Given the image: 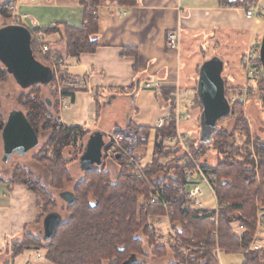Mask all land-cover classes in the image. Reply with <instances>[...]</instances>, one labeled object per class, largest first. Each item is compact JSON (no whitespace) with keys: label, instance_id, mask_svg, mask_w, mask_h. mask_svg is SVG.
<instances>
[{"label":"trees","instance_id":"obj_1","mask_svg":"<svg viewBox=\"0 0 264 264\" xmlns=\"http://www.w3.org/2000/svg\"><path fill=\"white\" fill-rule=\"evenodd\" d=\"M104 1L128 7L137 4V0H90V6H87L85 0H81L80 3L85 7V22L81 29L58 24L47 30L35 31V36L62 30L64 34L60 41L65 43L67 56L78 57L81 54L94 53L97 43L92 38L97 35L99 27L93 9ZM258 1L246 0L238 6L244 4L248 7ZM8 7L5 4L0 8V15L4 19L13 17ZM32 49L35 56L41 51L35 37ZM45 55L47 60L51 57L54 60H63L59 57V52L48 51ZM58 66L60 68L59 64ZM59 68L57 67L58 74L52 83L55 96L57 100L63 97L73 101L78 88H72L74 82L61 75ZM261 70L264 77L262 64ZM5 76L6 72L0 68V81ZM227 98L229 99L228 96ZM48 100L43 99L39 91H32L30 96L22 97V105L28 122L38 135L41 131L52 132L46 148L59 144L55 156L50 158L43 152L45 155L35 157L38 167L44 172L42 177L18 168L9 185L24 186L35 193L37 209L41 210L42 217L56 210L58 202L55 193L60 195L65 188L72 187L75 199L65 208L67 220L62 222L50 241L44 242L43 238L40 241L27 231L21 240L13 244V258L33 249L43 250L46 261L51 264H144L141 259L148 256L147 248L152 249L155 258L161 259L167 255L164 246L161 249L154 244L155 237L158 240V233L151 219L169 216L172 226H181L176 230L177 236L187 242L192 237L193 245L198 250L193 258L191 256L187 259L180 252L184 248L179 246V249L175 244L170 246L176 258L174 264H219L214 252L217 243L219 248L229 254L242 253L243 264H264V248L251 249L257 235L258 215L262 213V218L264 216V141L255 140L252 144L253 150L249 148L250 132L244 120L239 118L234 129L228 130L221 126L224 118L219 122L218 131L210 143L191 141L193 154L214 151L218 155L215 164H209L207 160L204 167V173L213 181L220 210V234L215 239L214 226L199 210L191 207L187 199L189 186L184 177V167L188 164L184 163L183 158L176 157L178 160H174L173 164L168 162V152H181L179 147L171 148L164 144L168 138L177 135L173 119H169L163 129H156L154 158L143 169L144 178L140 179L122 156L114 159L120 167L116 180L103 167L86 173L82 180L76 181L69 170L71 161L64 157L63 151L70 146L75 148L78 140L89 133L79 127L62 126L58 120L59 100L52 103L51 107L48 106ZM171 103L174 105V102ZM198 104L202 108L199 99ZM236 107L232 106V110L235 111ZM4 126L5 121L0 116V142ZM129 128L138 133L142 145L148 144V128ZM243 132L248 144L241 148L236 145L235 134ZM165 168L172 173L166 172ZM153 188L164 190L162 203L152 204L155 197ZM38 201L45 205L42 206ZM239 227H243V230L240 231Z\"/></svg>","mask_w":264,"mask_h":264},{"label":"crops","instance_id":"obj_2","mask_svg":"<svg viewBox=\"0 0 264 264\" xmlns=\"http://www.w3.org/2000/svg\"><path fill=\"white\" fill-rule=\"evenodd\" d=\"M243 1L137 0L134 7L121 6L110 1L102 2L98 6V33L92 38V41L97 43L96 51L78 57L64 55L62 64L60 68L58 67L61 75L74 82L72 88L75 86L78 88L74 93V100L68 99L71 101L70 106L64 110L59 107L60 124L68 128H82L89 133L88 136L95 132L107 133L106 145L110 132L115 129L132 130L130 126L148 128L149 139L154 133L155 145L157 122L161 118L173 117L176 114L184 118L179 126L174 118H170L175 121L176 130L180 134L186 136L182 130V122L185 120L193 119L200 127L203 109L198 104L197 95L199 71L202 64L208 60L204 59L202 51H207L210 46H217L220 55L224 56L223 73H225L228 65L232 67L233 64L235 68L251 46L261 41V33L258 31V20L261 19L259 17L248 19L246 9L238 7ZM263 1L259 0L255 4L262 18ZM5 4L14 10H9L13 15L11 19H6L10 20L9 25L28 29L32 34V41L35 31L47 30L58 24L81 29L85 22V7L77 0H0V8ZM24 8L30 13H22ZM124 9L127 15L120 17L118 12ZM2 18L0 15V24ZM9 25L5 24L0 29ZM173 31L180 33V44L176 49L168 48L166 45L167 34ZM63 34L62 30L43 33L45 43L51 47L50 50L53 45L51 40H55V49L52 53L61 54L65 47V43L60 41ZM39 54L44 58L47 57L40 50ZM216 54L218 56V52ZM48 62L55 77L58 74L56 60L51 57ZM228 80L229 87L241 84L235 79ZM157 81L162 84L160 91L145 88L147 82ZM52 83L53 81L49 86ZM177 95H179V104L175 97ZM171 102H174V105ZM186 137L188 139V136ZM192 140L188 139L190 144ZM198 142L201 143V139ZM164 144L169 146L167 140ZM147 145L144 144L145 149L142 151L143 155L141 154L144 168L150 165L154 158L153 150L149 161H144L147 158ZM114 163L118 165L116 161ZM103 167L112 172L105 162L101 168ZM118 175L119 173L117 177ZM19 188H21L20 192L14 202L12 195ZM207 196L213 197L210 190ZM34 206L37 209L35 193L24 186L10 187L9 181L0 176V221L4 219L8 224V228L5 227L0 232V264H28L27 259L21 260V258L29 251L13 258L8 251V244L23 238L26 229L32 225V221H27L28 219L25 218ZM21 214H25L23 220ZM165 219L168 221L166 217L156 221L162 222ZM18 220L15 231L14 227L17 223L15 221ZM170 227L173 236L176 230L181 228L180 225L172 226V224ZM169 250L166 257L160 259L163 264L176 262L174 252H171L170 248ZM38 254L36 253V256ZM43 255L45 264H51L46 261L45 252ZM144 264L150 263L144 262Z\"/></svg>","mask_w":264,"mask_h":264},{"label":"rangeland","instance_id":"obj_3","mask_svg":"<svg viewBox=\"0 0 264 264\" xmlns=\"http://www.w3.org/2000/svg\"><path fill=\"white\" fill-rule=\"evenodd\" d=\"M246 1V0H244ZM243 1V2H244ZM264 2V1H263ZM244 5V4H243ZM238 6L241 8H245L248 9L251 6L255 5V4H250V6L245 7V5L243 6ZM257 6V5H255ZM120 11H126V9L124 10H120ZM23 12H27L28 14L30 13V11L28 9L22 10ZM127 13V11H126ZM264 15V14H263ZM126 16V15H125ZM262 16V15H261ZM258 20V31L261 33L260 37H261V41L258 42L257 44H253L251 46V49H254L255 46L256 48L261 47V43H262V39L264 36V16L259 17ZM9 25L10 24V20H4L2 18L1 20V24L0 27H3L4 25ZM53 45L52 46V50L55 49L54 46V42L55 40H51ZM49 48H51L50 46H48ZM218 47L213 45L212 47L210 46L209 49H207V51L203 52L202 51V55L204 57L205 60H209L213 57H221L220 59L223 61L224 56H221L220 52L217 50ZM248 50V51H249ZM216 52H218V56L216 54ZM62 59L64 57V55H67V48L66 46L62 49L61 54H60ZM216 55V56H215ZM36 58L43 64H45L47 67H49V62L46 58H44L42 55L38 54L36 55ZM63 61V60H62ZM62 61L59 59L56 60V66L59 67L57 64L61 65ZM243 60H241V63L238 64L235 68H233V64L232 67H230L228 65L227 70L225 71V73H223V78L227 84L226 87V96L233 98H239L240 96H245L246 101L244 103H242L241 105H236V109L235 111L232 110V113L230 114L229 117L225 118L223 121H221V126H224L226 128H228V130H233L235 125L237 124V122L239 123V121H237L239 118H241L242 120L245 121V123L248 126L249 132H250V149L253 150L252 148V144L255 140H261L264 141V77L258 79L257 81L251 80L249 78V76L247 75V71L246 68L243 66L242 63ZM61 62V63H60ZM0 68L6 72L5 68L3 67V65L0 63ZM230 74H234V75H230ZM227 75V77H225ZM235 79L236 82H241V84L238 86H234V87H229L228 83L229 80L228 79ZM54 86L50 85L48 87L44 86V85H39L30 89H22L18 84H17V80L12 77L11 75H9L6 72V76L4 78L3 81H0V116H2V118L4 119V121L6 122V120L8 119L9 115L11 112L13 111H18L21 110L22 112H25L24 106L22 105V97H28L30 96V93L32 91H39L40 93H42V97L43 99H49L52 101V103H56L58 102L57 97L55 96V91H54ZM228 99V100H229ZM57 100V101H56ZM237 100V99H236ZM182 130L183 132H185L186 136H188V139H193L196 141H199L200 138V127L197 126L196 122L192 119L190 121H183L182 122ZM244 132L243 134L240 133H236L235 134V140H236V145L238 147H245L248 144V139L244 136ZM89 135V134H88ZM81 137L78 140V144L77 146L74 148L72 146L66 148L63 151L64 157L70 162L71 161V167L69 168V170L71 171L72 176L74 177V179H76V181H80L84 178V176L86 175L85 171L81 170V166H80V157L83 154V150L84 147L86 146V143L88 141V137ZM52 136V132L51 131H46V132H40L39 137H40V144L37 148L31 150L26 156L24 157H20L18 155H14L12 156L8 162H3V157H4V149H3V144L2 142H0V176L3 177L4 179H6L7 181H10L12 179V177L15 174V171L19 168L25 169L28 172H31L32 174H34L36 177H42V174H44L43 171H41V169L38 167V163L36 161V156L37 155H45L42 154L43 152H46V156L50 157V158H54L55 156V150L56 147L59 145L57 144L55 147H48L46 148V145L49 144L50 142V138ZM145 149V147H144ZM46 150V151H44ZM154 150V133L151 134V137L149 139L148 145H147V158L144 161H149V159L152 157V153ZM169 150V149H168ZM144 151V150H143ZM171 151V150H170ZM176 150L172 151V152H168V162H171V164L174 163V160L177 161L178 159H182L184 160V158H186V153L185 151H181L180 153L175 152ZM143 155V152L141 153ZM185 156V157H184ZM194 157V160L196 161V163L198 164H203V162H205L206 160H208L209 164H215L218 160V155L216 152L214 151H210L208 152V154H204L203 152L197 153L196 155L193 154L192 155ZM105 158L103 159V163L105 162V165L109 168H111V176L113 177V180H116L117 178V174L120 173V167L119 165H117L116 163H114V160L112 157L107 158L106 156H104ZM178 159H176V158ZM141 158V157H140ZM142 160V159H141ZM113 161V162H111ZM167 162V160H166ZM171 167V166H170ZM189 167L190 169L193 168L192 164H188L184 167L185 168ZM105 168V167H104ZM106 169V168H105ZM167 168H165L164 170H166ZM194 169V168H193ZM25 171V172H26ZM165 172V171H164ZM166 172H170L172 173L170 170H166ZM37 179V178H36ZM115 182V181H114ZM203 188H204V194L205 196L203 197V202L206 203L207 206H212L215 203V199L212 196H207L209 195V187L206 184H203ZM20 189H17L16 193L14 195H12V197L15 199L14 202H16L17 199V195L20 192ZM72 187L69 188H65L64 190H71ZM55 196L57 197V208L55 211L60 212L59 214H62V221H66L67 220V214L65 212V202L64 200L60 199L59 197V193H55ZM33 197V195H32ZM34 199V198H32ZM217 199V197H216ZM36 200V199H35ZM36 202V201H35ZM39 203H41L42 201H38ZM218 202V200H217ZM42 206H44V203H41ZM33 209H30L27 215V218H25V214H21V219L25 218L28 219L27 221H32L31 222V226H29L26 229V232H30L32 233V235L34 237H37L40 241H42L43 235V220L44 217H42L41 215V210H37L34 207H31ZM17 210V208H16ZM262 213H260L258 215V229H257V235L255 237V240L252 243L251 249H254L255 247H257V249H261L264 248V219L262 218ZM16 216V214L14 215ZM13 216V218H15ZM6 218L8 217L7 213H6ZM218 221L217 223L212 222L209 219V223L212 224L214 226V231L213 234H215L214 238L217 239L219 238V234H220V229H219V220H220V210L218 213ZM166 218H168V221H166L167 219H165L164 221L161 222H157L156 219H151V221H155L153 224V227L155 228V231L158 233V240L155 237L154 244L155 246L163 249L162 247L164 246V250L165 252L168 254L170 252L169 248L171 249V252H173V248L170 246H174V244L179 248H184L181 249L180 252L183 254L184 257H186L187 259H189L191 256L192 258L195 256V254L198 252V250L195 249V246L193 245L194 239L192 237H189V242L180 239L177 236V232L174 233V236L172 234V230L170 227L171 221L169 216H166ZM23 220V219H22ZM36 220V221H34ZM17 222L15 224L14 230H16L17 224L19 222ZM5 227L8 228V224H6V222L4 221V219H2V221H0V232L2 230L5 229ZM212 234V235H213ZM16 237V234H14ZM22 239V238H21ZM19 239V240H21ZM19 240H14L12 241L10 244H8V251H10V254H12V246L16 241ZM172 240V241H170ZM168 241H170L169 243H167ZM219 241V240H218ZM188 245V246H187ZM255 245V246H254ZM219 243L216 244V246L214 247V252L217 256V261L219 264H242L244 261V257L243 255L239 254V253H234V254H226L227 252L222 250L221 248H219ZM179 248V249H180ZM199 248V247H197ZM202 248V247H200ZM148 253V256L146 258H142L141 260L144 262H149L150 264H163L162 262H160V258H155L151 252L152 249L147 248L146 250ZM256 249V248H255ZM224 252V253H223ZM36 253H39L38 255L40 256V259H36ZM44 251L43 250H30L27 254H25V256H23L21 258V260H25L27 259L28 264H45V260H44ZM221 254V256L219 255ZM35 256V257H34ZM166 255H164V257H162L161 259L165 258ZM6 261V259H4ZM220 261V262H219ZM9 262V261H8ZM18 262V261H17Z\"/></svg>","mask_w":264,"mask_h":264},{"label":"water","instance_id":"obj_4","mask_svg":"<svg viewBox=\"0 0 264 264\" xmlns=\"http://www.w3.org/2000/svg\"><path fill=\"white\" fill-rule=\"evenodd\" d=\"M32 43V34L25 27L9 25L0 29V63L24 90L39 85L48 87L54 79L53 71L36 59ZM260 61L264 70V36L260 48ZM223 72L224 62L218 57L205 61L199 71L197 95L203 109L200 118L202 144L211 142L218 131L219 122L229 117L232 112L226 96ZM47 103L51 106L49 100ZM1 136L4 149L3 162H8L14 155L24 157L40 144L38 134L22 111L10 113ZM106 142L107 133L95 132L89 136L83 156L80 158L82 171L92 172L103 166V150L106 148ZM60 197L68 205H71L75 199L72 192H64ZM62 222V217L58 213H50L45 217L44 232H42L44 242L52 239Z\"/></svg>","mask_w":264,"mask_h":264},{"label":"built area","instance_id":"obj_5","mask_svg":"<svg viewBox=\"0 0 264 264\" xmlns=\"http://www.w3.org/2000/svg\"><path fill=\"white\" fill-rule=\"evenodd\" d=\"M34 1V0H32ZM81 1V0H77ZM85 4L87 6H90V0H85ZM9 10H13V8L10 6ZM93 15L97 18L98 16V6H96L93 9ZM118 15L120 17H123L127 15L126 11H119ZM261 13L259 12L258 6H251L250 8L246 9V17L248 19H256L260 17ZM36 41L41 46V52L47 53L50 48L48 45L45 44L44 36L43 35H37L35 36ZM180 44V33L173 31L167 34L166 37V45L168 48L176 49L179 47ZM260 48L258 47L254 49L249 50L244 58L242 59L243 66L246 68L247 75L251 80L257 81L260 79L263 75L261 70V62H260ZM145 88L148 90H156L160 91L162 89V84L160 82H147L145 85ZM176 101L179 104V95L175 96ZM237 99V100H236ZM233 97L229 99V103L232 106H236L238 104H242L246 101L245 96H240L239 98ZM71 104V101H69L66 98H60L59 99V107L60 109H67ZM170 118H174L177 126H179V123L184 119L181 117L180 114H176L173 117H164L161 118L157 124L156 128L161 130L164 128L166 121ZM167 144L170 147H179L181 151H185L186 158H184V163L186 164H192L193 168L190 169L189 167L185 168L184 170V177L186 180V183L189 186L188 191L186 192L187 199L189 201V204L191 207L199 210L201 212V215L204 218L210 219L212 222L217 223L218 213H219V205L216 199V193L213 188V181L204 173V167L205 164H197L194 160V157L192 156V150H191V144L189 143L187 137L183 134H180L177 132L176 137H171L167 139ZM144 149V145L141 143L140 136L132 130H121V129H115L114 131L110 132L108 134V144L106 145V149L104 151V156L107 158L112 157L113 160L117 157H124L126 159V162L129 164L130 167L133 168V170L136 171L138 177L140 179L144 178L143 175V169L144 166L142 164L141 160V152ZM185 157V156H184ZM203 184H206L209 187V190L211 194L213 195V198L215 199V203L210 207L207 206L206 203L203 202L204 194V188ZM154 189L155 197L152 200V204H159L162 203V196L164 194V190H157ZM239 230H243V227H239ZM255 246V245H254ZM256 248V249H255ZM255 250L257 247H255ZM220 255V254H219ZM37 259H40L39 255L36 256Z\"/></svg>","mask_w":264,"mask_h":264},{"label":"flooded vegetation","instance_id":"obj_6","mask_svg":"<svg viewBox=\"0 0 264 264\" xmlns=\"http://www.w3.org/2000/svg\"><path fill=\"white\" fill-rule=\"evenodd\" d=\"M86 144H87V143H86ZM84 148H85V147H84ZM83 152H84V151H83ZM82 156H83V154H82ZM82 156H81V157H82ZM81 157H80V158H81ZM86 173H88V172H86ZM64 192H72V193H73L72 190H65ZM64 192H63V193H64ZM61 194H62V193H61ZM61 194H60V195H61ZM73 194H74V193H73ZM60 195H59V197H60ZM74 196H75V195H74ZM60 199H62V198L60 197ZM62 200H63V199H62ZM64 202H65V201H64ZM65 205H66V207L69 206L66 202H65ZM52 213H56V212L54 211V212H52ZM58 214H59V213H58ZM47 215H48V214H47ZM47 215H46V216H47ZM61 215H62V214H60V216H61ZM46 216H45V217H46ZM45 217H44V219H45ZM43 221H44V220H43ZM43 232H44V230H43Z\"/></svg>","mask_w":264,"mask_h":264}]
</instances>
